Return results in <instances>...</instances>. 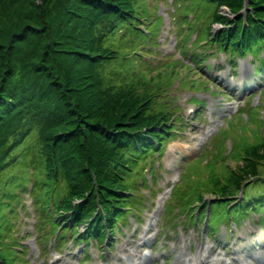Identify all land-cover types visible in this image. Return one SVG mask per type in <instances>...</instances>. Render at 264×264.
Segmentation results:
<instances>
[{
    "label": "trees",
    "instance_id": "obj_1",
    "mask_svg": "<svg viewBox=\"0 0 264 264\" xmlns=\"http://www.w3.org/2000/svg\"><path fill=\"white\" fill-rule=\"evenodd\" d=\"M193 4V15L205 12L219 29L209 19L202 24L187 71L208 67L213 54L204 44L226 53L232 67L236 56L264 46V0H189L184 10ZM151 6L148 0H0V264L20 261L9 215H17L26 192L40 219L59 231L56 242L95 239L103 253L129 216L138 220L142 188H149L145 166L154 181L150 163L181 132L178 112L161 99L163 85L150 82L164 68L147 62L157 52L146 34L154 30L145 26L163 21ZM187 17L180 20L190 25ZM249 119H239L242 144L222 162L202 166L223 164L221 174L210 170L198 186L179 184L171 192L170 199L193 194L192 206L187 200L180 206L213 233L226 214H264V122ZM233 156L239 167L228 164ZM22 165L31 178L13 172ZM186 179L185 170L181 182ZM207 194L214 200L204 201ZM191 207L201 211L194 216Z\"/></svg>",
    "mask_w": 264,
    "mask_h": 264
},
{
    "label": "rangeland",
    "instance_id": "obj_2",
    "mask_svg": "<svg viewBox=\"0 0 264 264\" xmlns=\"http://www.w3.org/2000/svg\"><path fill=\"white\" fill-rule=\"evenodd\" d=\"M148 1L157 14L163 16L160 26L155 27L152 22L145 26L154 30L146 34L149 41H154L153 49L157 52L147 62L153 59L157 66L164 67L154 74L151 86L163 85L161 99L167 100V104L178 112L181 132L169 140L164 154L158 155L161 156L159 159L156 156L153 158L156 160L150 163L158 173L154 181L151 168L145 166L144 177L149 188H142V212L138 220L129 216L127 226L121 233L117 232L113 246L109 249V245H103L105 251L101 253L95 239L85 245L74 244L68 236L56 242L54 237L59 231L54 230L57 228L53 229L49 222L40 219L33 199L27 192L23 193V205L17 206V215H9L13 222L11 242L20 246L19 256L13 254L20 258V261H14L16 264H80L83 261L84 264H264L263 213H250L244 218L232 215L230 218L226 214L217 226L214 225L213 233L205 227L206 223H192L187 217L188 212L180 206V200H187L192 206L193 194L170 199L173 187L179 184L184 189L198 186L202 176L210 170L222 173L223 164L210 169L202 166L222 162L233 148L236 150L235 144H242L239 142L241 135H237L244 129L240 120L246 122L257 116L258 126H263L264 68L259 70V66L264 59V46L243 58L236 56L232 67L226 53L204 44L213 54L207 58L208 67L187 71L186 64L191 63L187 54L203 31L205 25L202 24L209 19L207 23L212 24L214 31L219 25L203 11L193 15L194 4L184 10L189 0ZM176 8H180L179 12ZM184 14H188L190 25L181 22ZM155 31L156 35L152 37ZM170 64H176L174 71L169 68ZM233 118L238 119L231 131ZM216 141H221L218 149ZM215 154L219 157H214ZM240 163L237 156L228 160L233 168L239 167ZM189 164L192 168L188 172L186 167ZM27 170L22 165L15 167L13 172L19 174V178H27ZM185 170L189 179L181 182ZM213 198L207 194L204 201L209 203ZM199 210L191 207L189 213L194 212L195 216ZM62 241L64 245L58 247Z\"/></svg>",
    "mask_w": 264,
    "mask_h": 264
}]
</instances>
